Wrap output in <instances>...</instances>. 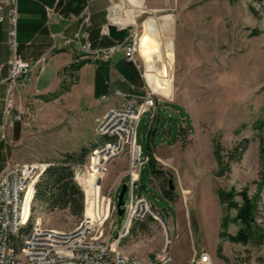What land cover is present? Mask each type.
<instances>
[{
    "label": "rangeland",
    "instance_id": "obj_1",
    "mask_svg": "<svg viewBox=\"0 0 264 264\" xmlns=\"http://www.w3.org/2000/svg\"><path fill=\"white\" fill-rule=\"evenodd\" d=\"M112 7L114 22H127L119 29L137 33L139 70L157 108L162 104L172 105V109L183 106L187 114L182 119L168 118L153 137V145L159 147L150 152L155 154L154 169L160 175L153 177L152 184L150 167L144 164L134 194H142L153 204L158 219L134 222L120 242V251L146 258L166 250L174 264H194L202 253L210 264V257L215 262L219 256L224 264H264V244L242 246L226 239V233L234 235L238 226L229 222L223 229L226 210L218 197L219 190L242 188L253 194L254 182L263 173L264 127L261 131L254 128L264 123V2L109 0V9ZM75 85L69 77L63 79L57 92L38 101L39 119L35 116L31 128L21 124L20 141L11 142L4 134L15 164L49 163L62 159L67 148L80 151L101 143L95 134L102 118L100 105L79 98L80 89ZM165 126L172 130V140L164 132ZM149 128L150 120L143 115L136 130L142 159L147 156ZM244 140L248 145L241 158L229 161L228 155ZM90 155L81 166L87 172ZM129 160V154H124L105 166L98 183L101 198L114 197L116 203L124 183L116 193L115 189L127 176ZM79 188L84 196L80 216L68 210L48 212L42 204L33 203L28 226L37 219L50 229L76 228L84 218L86 197L84 186ZM163 189H169L171 200L162 195ZM87 196L92 202V218L85 217L91 224H101L104 218L98 220L97 211L105 217L107 207L99 201L96 206L93 196ZM126 199L125 194L123 201ZM124 220V215L113 216L111 241ZM256 222L264 230V189ZM108 227L105 223V236Z\"/></svg>",
    "mask_w": 264,
    "mask_h": 264
},
{
    "label": "built area",
    "instance_id": "obj_2",
    "mask_svg": "<svg viewBox=\"0 0 264 264\" xmlns=\"http://www.w3.org/2000/svg\"><path fill=\"white\" fill-rule=\"evenodd\" d=\"M18 1L0 0V24L6 14L9 24V46L13 52L12 58L8 61V77L5 80V114L8 127L20 123L31 128L36 121L34 112L30 105L22 102V93L27 86L31 67L15 53ZM59 1L55 0V3ZM44 11L48 19L55 13L54 8L49 7H45ZM57 18L63 20L58 14ZM81 23L82 29L72 38L50 33L53 46L55 47L57 40L61 39L65 46H76L85 56H97L100 51L93 50L89 40L91 23L87 9L81 14ZM100 35L108 36V25L100 29ZM138 43L137 33L134 32L126 41L113 44L102 52V56L109 59L123 52L125 59L139 69L140 65L136 58ZM73 76V79H76L77 72ZM152 95L150 92L143 97H131L116 91L115 96L119 98V104L104 114L96 128V134L104 138L105 142L92 153H97L96 157L104 167L103 172L112 159L124 154H129L130 157L125 182L127 199L122 206L125 220L116 237L110 240L112 218L117 215V208L114 197L109 196L101 198L109 205V213L101 224H91L84 215L79 225L69 231L46 228L36 220L28 227L32 215L34 187L48 165L13 164L0 176V264H174L166 250L153 256L138 258L123 254L119 246L134 222L143 221L148 217L158 219L153 204L142 194H134L141 168L148 163V156L141 158L140 147L136 144V130L143 115L148 116L150 129L155 121L158 104ZM2 137L4 138V135ZM73 168L74 181L81 187L80 180L87 172L86 168L81 165H74ZM105 223H109L106 236L103 231ZM194 264H210L209 257L202 253Z\"/></svg>",
    "mask_w": 264,
    "mask_h": 264
},
{
    "label": "crops",
    "instance_id": "obj_3",
    "mask_svg": "<svg viewBox=\"0 0 264 264\" xmlns=\"http://www.w3.org/2000/svg\"><path fill=\"white\" fill-rule=\"evenodd\" d=\"M45 7L55 10L49 19L45 14ZM85 9L90 14L89 40L92 49L100 51L97 56H85L76 46H65L61 39L57 40L54 47L50 33L62 34L66 38H72L78 30L82 29L81 14ZM17 14V49L15 53L22 61L29 63L31 67L26 82L27 86L22 93V102L32 107V111L38 119L39 116L36 112V109L40 107L38 101L57 92L61 81L68 77L73 83L77 82L74 87L80 89L78 90L79 98L86 99L90 104L97 103L100 105V114L102 115L99 118L119 104L120 100L115 96L116 91L131 97L146 95L147 86L140 70L132 62L125 59L123 52H119L109 59H104L102 56V52L113 44L126 41L131 34L130 30L119 29V26L117 28L116 25L109 22V0H60L57 4L55 0H19ZM57 14L62 16L63 20H58ZM105 25H108V36L101 37L100 29ZM8 30V18L5 14V19L0 24V176L16 163L11 145L2 135L5 134L11 142H18L22 139L21 124L14 123L12 127H8L5 114V80L8 77V61L13 56L9 46ZM82 62L85 63L78 70L71 71V66ZM143 65L144 74L147 75V67L144 62ZM75 72H77V78L73 79ZM146 81L148 83L147 78ZM171 107L172 105L162 104L157 108L159 117L158 120L155 117L154 127H151L153 135L149 138L150 150L152 147H159H155L152 141L157 130L162 128L163 122L167 124L168 118L182 119L187 117L183 106L177 109ZM164 132L169 134V140H172V130L168 131L167 126H165ZM99 139L102 143L103 139ZM96 145L98 144L94 146ZM67 147L69 146L66 145ZM63 148H65L64 145ZM78 150L70 147L64 152L73 154L78 153ZM151 155L155 158L152 151ZM115 162L116 160L111 163ZM126 180V175L119 180L115 193L120 184H125ZM152 181H154L153 177L151 183ZM210 259L212 264H224L220 257L216 258L215 262L212 257Z\"/></svg>",
    "mask_w": 264,
    "mask_h": 264
},
{
    "label": "trees",
    "instance_id": "obj_4",
    "mask_svg": "<svg viewBox=\"0 0 264 264\" xmlns=\"http://www.w3.org/2000/svg\"><path fill=\"white\" fill-rule=\"evenodd\" d=\"M264 2V0H256ZM85 62L71 66V71L78 70ZM75 83V82H74ZM264 123H259L254 129L261 131ZM153 131L149 128L147 132V155L151 176L159 177V173L154 169V159L150 152L149 138ZM248 145V140H244L236 146L229 156V161H237L241 158ZM95 147V146H94ZM94 147L83 148L78 153H65L60 160L46 163L48 167L41 174L34 187L33 203L42 204L48 212L68 210L72 215L80 216L83 211V193L74 181V165H83L85 158ZM255 184V192L250 194L247 188L239 191L219 190L218 197L222 205L225 206L226 214L223 218V229L227 228L229 222L238 226L234 235L226 233V239L231 244L246 246L254 244L262 246L264 244V230L256 222L257 206L260 202V192L264 189V168L260 179ZM162 195L171 200L169 189H163ZM34 207H32L33 209ZM230 211L235 215L231 217ZM84 214L92 218L91 198L85 197ZM29 227V226H28ZM222 258L221 256H219Z\"/></svg>",
    "mask_w": 264,
    "mask_h": 264
},
{
    "label": "bare ground",
    "instance_id": "obj_5",
    "mask_svg": "<svg viewBox=\"0 0 264 264\" xmlns=\"http://www.w3.org/2000/svg\"><path fill=\"white\" fill-rule=\"evenodd\" d=\"M112 12H113V7L111 8V9H109V16H108V18H109V21L112 23V24H114V25H116V26H119V27H124L126 24H127V22H124V21H119L118 23H115L114 21H113V19H112ZM118 14V16H119V18L120 19H122V14L119 12V13H117ZM97 128V127H96ZM95 134H96V129H95ZM96 136H98L97 134H96ZM99 137V136H98ZM99 138H101V137H99ZM103 140H104V142H105V139L104 138H102ZM103 143V142H102ZM102 143H100V144H102ZM100 144H98V145H96L95 147H94V149L95 148H97ZM94 149H92V151L94 150ZM92 151L90 152V154H92V155H90V157H89V164H88V172H86L82 177H81V180H80V182H81V184L84 186V188H85V191H86V196H87V193L88 194H90V195H92L93 196V199H94V203H95V205L97 206L98 205V201H99V205H101V206H105V207H107V209H106V213H107V215H108V213H109V205H107V204H105L104 203V201L101 199V197H100V194H99V187H100V185L98 184V181H99V179H101L102 177H103V175H104V172L102 171L103 169H104V167L102 166V164L100 163V160H99V158L98 157H96V156H98L97 155V153L96 152H93L92 153ZM44 164H46V163H44ZM82 166V165H81ZM89 173V177H88V183H87V174ZM115 202V201H114ZM124 202V201H123ZM115 205H116V203H115ZM123 205H124V203H123ZM97 214H100V215H97V219L98 220H100L101 218H104L103 216H102V214L101 213H99L98 211H97ZM85 215V214H84ZM86 216V215H85ZM106 217V216H105ZM26 220V219H25ZM36 221H37V219H35ZM104 220V219H103ZM102 220V221H103ZM102 223V222H101ZM38 224H40V223H38ZM92 224H97V222H94V223H92ZM99 224V223H98Z\"/></svg>",
    "mask_w": 264,
    "mask_h": 264
},
{
    "label": "water",
    "instance_id": "obj_6",
    "mask_svg": "<svg viewBox=\"0 0 264 264\" xmlns=\"http://www.w3.org/2000/svg\"><path fill=\"white\" fill-rule=\"evenodd\" d=\"M126 192V185L123 184L120 188V191H119V194H118V197H117V200H116V208H117V215L118 216H121L123 215V209H122V206H123V197H124V194ZM116 237V235H115ZM169 241V236L167 235V243ZM168 245V244H167ZM166 245V248L168 247Z\"/></svg>",
    "mask_w": 264,
    "mask_h": 264
}]
</instances>
